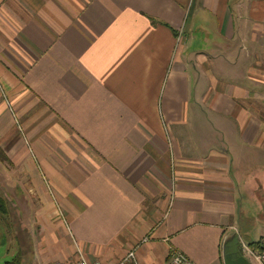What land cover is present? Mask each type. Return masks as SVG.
Instances as JSON below:
<instances>
[{"label":"crops","instance_id":"0c3cea01","mask_svg":"<svg viewBox=\"0 0 264 264\" xmlns=\"http://www.w3.org/2000/svg\"><path fill=\"white\" fill-rule=\"evenodd\" d=\"M260 114L264 0H0V167L38 220L25 264H223L264 225Z\"/></svg>","mask_w":264,"mask_h":264},{"label":"rangeland","instance_id":"374dc122","mask_svg":"<svg viewBox=\"0 0 264 264\" xmlns=\"http://www.w3.org/2000/svg\"><path fill=\"white\" fill-rule=\"evenodd\" d=\"M260 115L264 116V114ZM0 163L2 162L0 161ZM2 165L4 167H0V196L6 201L8 213L6 216H0V264L9 261L16 254L26 258L31 248L30 239L26 236V228L29 230V228L33 229L38 225L37 215L33 209L35 203L32 200L34 199L33 191L27 187L26 179L23 178V174L14 172L12 167L8 168V165ZM249 207L255 211L256 215L260 213V217H264V211L257 212V206ZM27 223L32 224L31 227ZM255 225L250 230L251 232L247 230L244 232L245 234L234 236V240L230 243V249H236L238 243L237 249L241 251L243 244L248 246L250 242L257 241L264 246V225L258 222H255Z\"/></svg>","mask_w":264,"mask_h":264},{"label":"built area","instance_id":"2783aa9c","mask_svg":"<svg viewBox=\"0 0 264 264\" xmlns=\"http://www.w3.org/2000/svg\"><path fill=\"white\" fill-rule=\"evenodd\" d=\"M242 255L248 260L250 264H264V250L256 251L247 245H242ZM53 264H101L99 261H89L80 256L75 262L63 263L55 262ZM116 264H138L135 258L134 251L128 252ZM166 264H194L183 253L178 251H171L168 255Z\"/></svg>","mask_w":264,"mask_h":264},{"label":"trees","instance_id":"16d2710c","mask_svg":"<svg viewBox=\"0 0 264 264\" xmlns=\"http://www.w3.org/2000/svg\"><path fill=\"white\" fill-rule=\"evenodd\" d=\"M7 213H8V207L6 201L3 199V197L0 196V216H6ZM232 241L233 239L227 240V252L231 251L230 243H232ZM237 247H238V243L236 244V249H232V251L241 255V252L239 249H237ZM248 247L259 251L264 250V246H262L260 242H250L248 244ZM4 264H25V262L24 259L19 254H16L12 259L6 261Z\"/></svg>","mask_w":264,"mask_h":264},{"label":"water","instance_id":"95a60500","mask_svg":"<svg viewBox=\"0 0 264 264\" xmlns=\"http://www.w3.org/2000/svg\"><path fill=\"white\" fill-rule=\"evenodd\" d=\"M223 264H249V262L240 254L227 252L226 244L222 248Z\"/></svg>","mask_w":264,"mask_h":264}]
</instances>
